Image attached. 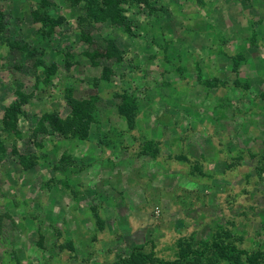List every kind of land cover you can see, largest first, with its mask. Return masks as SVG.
<instances>
[{"label":"rangeland","instance_id":"rangeland-1","mask_svg":"<svg viewBox=\"0 0 264 264\" xmlns=\"http://www.w3.org/2000/svg\"><path fill=\"white\" fill-rule=\"evenodd\" d=\"M87 1L0 0V264H263L264 0Z\"/></svg>","mask_w":264,"mask_h":264},{"label":"trees","instance_id":"trees-1","mask_svg":"<svg viewBox=\"0 0 264 264\" xmlns=\"http://www.w3.org/2000/svg\"><path fill=\"white\" fill-rule=\"evenodd\" d=\"M103 3H105L107 0H101ZM117 1V3L124 1V0H114ZM97 3L95 0H88L87 1V7L92 8L95 6ZM45 16L47 15L46 12L44 13ZM1 17V16H0ZM46 19L50 20V17L47 15ZM218 38V37H216ZM234 62H237V60H234ZM105 70V68H103ZM175 71H179L178 73H182V67H175ZM200 75V74H199ZM197 75L196 77H198ZM129 87V86H128ZM119 101L118 103L115 104L116 107V113L118 116L123 117L124 122L127 124L126 130H133L135 128V112L137 110V101L136 97L133 96V94H130V92H127L125 87L119 85ZM130 88V87H129ZM118 93V92H117ZM69 110L67 112V115H65L64 119L61 118H55L51 117L50 121L52 124L55 126L56 131L60 134H62V137L64 139L69 138L70 136H78L82 137L83 139L86 138V133L88 134L87 130H89V123L94 119V107L92 105V102L89 98H70L67 101ZM14 113H18V110L14 109L12 110ZM110 130L113 131V129L110 127ZM114 130H117L119 132L124 131V130H118V128H114ZM103 137L104 134H109L108 132H102ZM151 138L147 139L145 143L142 144L140 147L141 153H147L149 156H152L153 158L156 156L158 153V150L156 148L155 142H151ZM102 142H106L105 140L103 141V138L101 137ZM112 144V143H111ZM113 145H110V143H107L103 146V148H107ZM104 149V150H105ZM3 152V145L0 143V156L2 155ZM140 153V154H141ZM170 158L177 160L178 158H184V155L179 154L177 155H169ZM264 170V165L258 167V173L260 171ZM209 247H213L215 249H223L225 248L224 245H222L218 240H212L209 244ZM205 251V248L200 249L199 251H191L189 254L197 256L201 255ZM241 251V250H239ZM189 254H184V255H189ZM143 257L144 259L150 258L152 259V255L150 252L144 253L141 251V247L139 246H134L132 248L131 253H129L127 258H124L123 260H119L118 264H135L137 261V258ZM156 264H177V259L175 260H163V259H158L154 258ZM264 264V262H263Z\"/></svg>","mask_w":264,"mask_h":264},{"label":"crops","instance_id":"crops-1","mask_svg":"<svg viewBox=\"0 0 264 264\" xmlns=\"http://www.w3.org/2000/svg\"><path fill=\"white\" fill-rule=\"evenodd\" d=\"M217 124V123H216Z\"/></svg>","mask_w":264,"mask_h":264}]
</instances>
